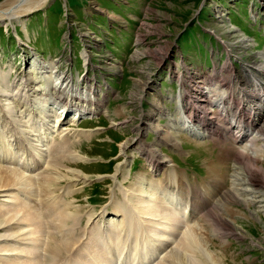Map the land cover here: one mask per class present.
Masks as SVG:
<instances>
[{
	"label": "rangeland",
	"instance_id": "obj_1",
	"mask_svg": "<svg viewBox=\"0 0 264 264\" xmlns=\"http://www.w3.org/2000/svg\"><path fill=\"white\" fill-rule=\"evenodd\" d=\"M27 3L25 0H0V13H6L0 14V85L5 75L9 86L11 85L10 89L17 87L16 94L19 92V98L21 89L26 85L23 83L27 78L26 72L34 68L35 62L41 61L47 66L53 63L56 66L54 71L71 77L79 90L91 87L96 89L94 96L101 105L98 114L84 117L79 122L77 120L74 123H66L61 130L64 136L54 135L48 143L47 151L46 147L45 151H40L45 155L43 158H39L38 152L35 151L41 148L39 145H43L38 129L41 128L44 140L47 141L46 136L50 131L46 129V125L49 117H45L40 123L36 122L32 114L29 115L31 118H26V135L23 137L28 138H22L23 145L29 142L28 148L34 154L31 153L28 160H21L18 170L26 172L24 168L30 163L33 171H27V175L35 174L36 178L33 187L29 188L32 196H27L23 191H15V195L23 194L18 196L17 201L21 203L25 200L29 207L37 208L41 221L46 222H43V228L35 229L39 234L28 236L29 240L25 241L28 243L25 248L31 251V260L34 258L33 263L100 264L96 250L111 237L114 245H105L109 247V253L106 254L107 250H102L100 254L103 259L106 254L111 264H139L146 251L148 255L144 264H170V261L174 263L172 259L175 254L172 255V250L180 253L175 255L177 259L174 264H264V214L260 211L252 215L251 210H259L258 204L248 207L240 197L238 199L232 187L233 165L236 163L246 166L249 175H252V169H259L263 172L262 176L264 175V147L259 141L256 148L257 153H260L257 158H253L250 153L238 151L239 146H234L231 141L221 143L206 140L200 142L201 145H194L192 141L183 140L173 133V138H165L166 143L162 145V150L164 156L172 158L174 163L171 165L174 167L154 162L153 165L160 169L157 175L152 173L148 157L136 150L138 145L153 144L157 137L155 134L154 138L155 132L148 128L147 123L146 126L141 124L144 123L141 120L146 119V115L151 112L150 101L153 100L152 95L156 94L154 90L150 94L149 88L144 95L145 88H142L141 83L149 79L156 68L153 78L157 81L156 86L162 89V93L161 90L159 92V104L171 108L173 112L174 105L178 104L177 98L174 99L176 95L162 96L167 95L165 89L169 88L170 82L166 76L167 69H164L166 64L181 62V58L175 54H182L181 57L191 68L193 65L211 68L212 52H218L221 60L227 56L225 62L228 65L232 66L233 62L237 61L239 73L248 80H254L255 73L262 71L260 61L264 54V0H35L32 4ZM141 23L143 24L140 26ZM138 36H142L144 41L139 45ZM239 36L248 41L242 49L243 42L241 43L242 38ZM233 49L236 50L235 54L228 59ZM256 60L259 64L254 65ZM83 61L85 67L82 65ZM112 64H116L117 68ZM245 67L255 73H249ZM230 70L233 72L232 68ZM6 92L3 96L0 92V105L14 101L6 100L13 91ZM100 92L102 100L106 97V104L101 102ZM24 94L25 92L22 93ZM136 95H142L143 100L137 99ZM171 97L174 100H170ZM21 101L25 105L29 104L28 107L25 106L27 114L31 112V99H25L23 96ZM169 109L167 112L171 116ZM4 112V108L0 106V164L13 168L16 167L12 164L16 163L15 160H9L11 157L7 158L8 160L3 159L8 150L13 149L2 145V137L7 135L15 150L24 149L13 139V131L17 127L15 117L10 114L7 116ZM138 125H141V129L144 128L142 137L139 136ZM10 134L13 140L10 139ZM184 135L185 130L181 136ZM132 138L133 144L127 149L128 155L123 156L122 146ZM174 138L182 144L179 150L172 144L171 139ZM194 148L196 150H192ZM59 153L68 158L64 165L54 163L56 158L60 157ZM50 169L55 173L54 177L62 182L46 184L51 191L47 193L49 196H45L40 192V183L43 184L41 180L48 174L44 175L42 172ZM120 171L121 174L117 175ZM72 172H82L88 177L77 178ZM171 172H174V175ZM142 175L146 178L147 189L152 185L156 188L159 186L154 203L163 201L162 199L169 202L171 193L176 196L178 193L183 201L188 198L194 205L191 215L177 220L176 231L170 237V242L162 245L161 250L159 243L150 236V222H145L140 228L141 231H137L138 224L134 225L137 229H122L123 216H114L115 204L128 201L125 193H128L129 188L133 189L136 184L139 185V177ZM251 178H254L253 184L259 186V189L256 186L255 188L264 191V177L258 176L256 180L252 175ZM6 200L0 199L1 202ZM43 201L50 202V209L40 206ZM55 202H59L61 211H57ZM15 205L16 203H13L8 209L0 208V213L5 214L3 221L20 209ZM14 208L15 211H12ZM49 210H55V213ZM102 212L105 215L101 214ZM75 215L78 218L74 219ZM256 215H259V219ZM21 216L20 214L17 217ZM15 222L17 223L14 220ZM124 225L128 226L125 223ZM36 226L34 223L32 228ZM215 228L219 229L216 231ZM61 230L66 236L60 235ZM130 230L137 231L138 234ZM68 231L69 236L66 233ZM215 232H220V235ZM136 235L139 237L136 238ZM93 237L97 239L91 240ZM3 239H11L7 245L19 241L12 237ZM62 239L77 243L71 252L63 250L61 255L64 261L58 259L60 263H57L55 257L49 256L46 246L48 244L53 247ZM2 240L0 244L5 245ZM118 250H122L121 255ZM15 253L17 252L0 255V264H13L17 256L7 261L6 257ZM25 261L22 259L23 264L27 263Z\"/></svg>",
	"mask_w": 264,
	"mask_h": 264
},
{
	"label": "bare ground",
	"instance_id": "obj_2",
	"mask_svg": "<svg viewBox=\"0 0 264 264\" xmlns=\"http://www.w3.org/2000/svg\"><path fill=\"white\" fill-rule=\"evenodd\" d=\"M34 1L35 0H25V2H28L27 3L28 5L32 4ZM0 14H6V13L1 12ZM142 24L143 23H141L140 26ZM141 38H143V37L138 36L137 45L144 42ZM239 38H242V40H241V43L243 42L242 46H241V49H242L244 47V45L248 44V41H246V39L243 38L242 36H239ZM89 47H91V46H89ZM89 47H88V51L90 52ZM83 50H84V48H83ZM235 51H236L235 49L231 50V52H230L231 54H229L228 59L232 58V55L235 54ZM212 54H213V56H212V64L213 65L211 68H206L204 66H196L193 64H192L193 67L191 68L190 64L187 63L183 57H181L182 54L179 55L178 53L175 54V56L181 58L180 63L175 62L174 64L173 63L172 64H169V63L166 64L164 69H167L166 76L168 77L170 82H168L169 88L165 89V91L167 92V95H162V96L167 97L170 95H176V97H174V99L177 98L176 101L178 102V104H176L177 110L174 113H173L171 108L169 109L167 106H166L167 107L166 108L163 105L161 106V104H159V96H161V95H159V92L161 90V93H162V89H159V87L156 86L157 81H155L153 78L157 68L155 69L153 74L151 76H149L150 77L149 79H147L144 83L143 82L141 83V85H143L142 88H145L144 95L146 94V89L151 88V90L148 91L150 94H152L151 92L153 90L156 91V94L154 93L152 95L153 96L152 102L150 101V110H151V112L149 113L150 115L147 114L146 119L141 120V121H144V123L142 122L141 124L144 126H146L148 124L149 125L148 128L152 129V131L155 132L154 138H155V134L158 138L156 137V141L153 144L149 145L148 143H145L144 145H138L136 147V150L138 153H140V154L144 153L146 155V157H148V162L151 163V164H149V166H150L152 173L154 175H157L158 174L157 172L160 171V169L157 166L153 165L154 162H157L158 164H160V163L165 164L166 166L168 165V167H172V168L174 167V165H171L174 163L172 158H170L168 155H165V156L163 155L162 145L166 143L165 142L166 137L169 139L173 138L174 137L173 133H175V135H177V137L183 138V140H187V141L189 140L190 142L192 141V143L194 145H201L202 143H200V142H206V141H204L206 139H201V140L200 139H193V137H189L188 135H184L186 138L184 136H181L182 132H184L185 129H184V127H182V123L179 122V120L176 121L173 118H175L181 112L180 116L183 117L184 120H187V122L190 125L195 127V129L192 130V132H194V135L201 133V130L198 126L199 125L198 121H200V119L199 118L197 119L194 116L193 111L199 109V107H200V103H199L198 98L201 94V91H203L205 86H207L209 84V81H211L212 79H216V78H220V81H223L224 83L228 84L230 87L235 84L234 83L235 80L238 82H242L243 83L242 87L246 91L249 90V92L253 93V94H255V92H257L258 95H256L255 97H253L251 95L252 97H250L251 99H253L252 102H254L253 107H250V109L254 112H257L259 119H257V121L252 120L251 122L247 123L244 126L237 124L239 127H241L239 129H237V131H238L237 134L238 135L240 134L241 136H245L248 140H250V141L243 143L240 146L242 149L241 152H243L244 154L250 153V155L253 158L254 157L257 158V155H259V153H260V152L257 153L258 151H257L256 145L258 142L257 141L258 137H260L262 139L264 138V110H262V107H261V104L264 107V54L261 56V61H260L262 64V67H261L262 71L259 70L260 72L255 73L253 70L245 67V70H248L249 73H255L256 74V76L254 77V80L253 79L248 80L246 78V76H242L239 73L238 68L236 66L237 61H234L233 65L231 66V64L228 65L225 62L227 56L225 59L221 60L218 57V52L213 51ZM226 55H227V49H226ZM158 61H159V58H158ZM165 61L162 63L161 66L164 65ZM253 64L254 65L259 64L258 60H256ZM82 65L84 66L85 62L82 63ZM112 65L114 66V68L115 67L117 68L116 64H112ZM230 68L233 69V72H232V70H230ZM54 70H56L55 64L52 63L50 66H47L44 62L36 61L34 64V68L30 69L28 71V73L26 72L27 78L24 80L25 82H23L26 85H24L23 89H21V94H20L21 96L19 98L17 95L19 92H17V94H16L17 87H15V89H10L11 85L9 86V82L7 81L5 75L3 76L2 84L0 85V88H1L0 92H1L2 96L4 93L7 94L6 91H8V90L13 91L10 98H7L6 100H8V99L13 100L14 99V101L13 102L9 101L6 105L3 104L4 102L3 103L1 102L2 104L0 106L2 107V109L4 108V110H5L4 114H7V116H8V114H10L11 116L15 117L14 120H15V123L17 124V127H15V130L13 131V135L15 136L13 139H15L18 144H21L22 148L24 149L22 151L15 150L14 146L10 144L11 141L9 140V138L6 137L7 135L6 136L3 135L6 138H4V137H2L3 139L1 138L2 139L1 140L2 145L9 146V149L12 147V149H13V150H8V153H6L3 156V159H7V158L11 157L9 160H11V161L15 160L16 161V163H12V164L16 165V167H13V168L12 167L6 168V166H3L0 164V199L1 198L7 199L6 201H2V202L0 201V208L1 209H8L12 206L13 203H16V205H15L16 207H20V209L16 213H14L11 217L7 218V220H4V221H3V216L5 214L0 213V230H1L0 231V237H1L0 239L2 240L4 237H6V238L12 237L13 239H19V241H13V243H14L13 245H7L6 244L11 239H3L2 242H4L5 245L0 244V255H2V254L4 255V253H10V252H14V251L17 252L15 254L7 255L9 257H6V261H7L10 258H13V256H15V257L17 256L13 260V264H23L22 259L26 260L25 261V262H27L26 264H34L33 263V262H35L34 258H33V260H31V251L29 249L25 248L28 245V243H25V241L29 240V239H27L28 236H31L34 234H39L38 232H35V229L38 227L43 228V222H44V220H43V222L41 221V218H40L41 214L40 213L38 216V213H37L38 209L37 208L29 207L27 205V203L24 202L25 200L22 201L21 203H19L17 201V199H19L18 196L23 195V194L17 193L15 195V191H18V192L23 191L24 193L28 194L27 196H30V195L32 196V194L29 191V188H30V186H32V184L36 178L35 174L34 175H29V174L27 175V171L28 172H29V170L33 171L31 169V167L29 166L30 163H27L26 167L24 168L26 170V172L21 171V169L18 170V166H20L19 164H20L21 160H23V159L28 160L31 153L34 154V152L28 148L29 142L27 143V145L26 144L23 145L24 142L22 140V138H24L23 136L26 135L24 128L27 124V123L25 124V122L28 121V120H26L27 116L32 114L33 118L36 120V122H39V123L45 117H49L47 120L48 124L43 121L45 124H47L46 126H48V127H46V129L50 131L48 133V136H46L47 141L44 140L45 136L43 137V134L41 133L42 130L40 128V129H38V131H40L39 132L40 136H41L40 140H41V143H43V145H39L41 148H39V149L37 148L36 150H35V148H33L35 151L38 152L37 155L39 156V158H43L45 155L40 153V151H45V147H46V151H47V147L49 146L48 143L52 141L51 138L54 135L60 134V135L64 136L62 134L64 132L63 131L61 132V130L63 129V126L66 123H70V122L74 123L77 120L79 122L84 117L93 116L94 114H98L101 111V105L96 100V97L94 96L96 89L91 87V88H88L86 90H83V89L79 90V88L77 87V85L75 84L74 80L71 77L64 76L63 74H60L58 71H54ZM157 71L159 72V69ZM257 74H260V75H257ZM34 75H36V76H34ZM69 78L71 79L70 81H69ZM199 79H200V81H199ZM251 86L255 88L254 91H251V89H250ZM85 87L86 86H84V88ZM173 88H174V90L172 91L171 89H173ZM101 91H102V89H101ZM23 92H25L24 95H22ZM100 95H101V92L99 93V98H100ZM224 95L225 94L221 93L220 96L217 97L215 94L213 96V99L211 100L213 106H217L218 103H221L220 99L225 103L226 97ZM23 96L25 97V99H26V97L31 99V102H32V108H30L31 112H28V114H27V111H28L27 107L29 104L25 105L24 102L21 101L23 99ZM136 97H138L137 99H139V100H143L142 95H138V96L136 95ZM144 98H145V96H144ZM150 98H152V97H150ZM172 99L173 98L171 97L170 100H172ZM104 100L101 99V102L106 104V97ZM5 102H7V101H5ZM147 102H148V100H147ZM16 103H18V105H16ZM25 103H26V101H25ZM25 106H27V107H25ZM168 109L172 113L171 116H170V113L167 112ZM72 112H75V113H72ZM221 112L223 114H225V109L223 108L221 110ZM71 114H72V117H71ZM29 117L31 118L32 116H29ZM237 117H239V116H237V115L235 116V114L230 115V118H233L235 120L239 119L241 123L243 120H245V119H242L243 117H239V118H237ZM162 119L166 120V121L164 122V121H162ZM6 121L7 120H5V122ZM51 123H52V126H51ZM164 123H166V125L163 126ZM139 127H140V128H138V129H140L139 136L142 137V135H143L142 131L144 128L141 129V125ZM43 129H45V127ZM174 130H178L177 132L179 134L177 132H174ZM89 131L92 132L91 130H89ZM11 134H10V136H11L10 139L12 138ZM139 136H137V137H139ZM187 137H189V138H187ZM27 138H24V139L27 140ZM13 139H11V140H13ZM132 140H133V138L129 139L127 142H125L123 144V146H122L123 152H124L123 156L128 155L127 149L131 148V146L133 144ZM171 140H173L172 144L176 146V147H174V148H176V150H179L180 148H182V144L179 141H177L175 138L171 139ZM173 145H171V146H173ZM14 156H15V158H14ZM59 156L60 157L56 158V161L54 163L57 165H60V164L64 165V163L67 162V160H66L67 157H65L63 153H59ZM3 162H7V161H2V163ZM27 166H29V167L27 168ZM50 170H45L44 172H42V174L45 175V173H46L48 175H45L46 177H43L42 180L40 178V180L43 181V184H42V182L40 183V186H41L40 192H41V194H44V195L49 193V191H51L49 189V187L46 186V184H51V183L60 184L62 182L61 180H58L57 178H55L54 177L55 173L53 172V170H51V171ZM122 170H123V168H121V171ZM252 170L253 171L251 172V174L254 175L255 178L258 176L264 177V175L262 176L263 172L261 170H259V169H252ZM121 171L117 172V175H120ZM81 173L82 172H78V173L74 172L72 175H74L77 178L87 179L88 176H86V174H83V173L81 175ZM172 174L174 175V172ZM40 175H37V176H40ZM58 175H60V174H58ZM252 175L248 174V169L246 168V166L238 165L237 163L234 164L233 165V173H232V187L234 188L235 194L237 193L238 199L240 197V199L244 203H246V205L248 207H250V205H252V204H256V205L258 204L257 206H258L259 210L258 211L257 210L256 211L251 210L252 215L257 214L260 211L263 212V214H264V191H259L258 190L259 189L258 184L257 185H254L255 183L253 184L254 178L253 179L251 178ZM174 178H175V176H174ZM60 179H61V176H60ZM139 179H140L139 185L136 184L135 188H133V189L129 188V191H127L128 193L127 194L125 193V198L128 201L115 204L116 205V210H115L116 215H114V216H123L124 221L121 220L123 223L122 224L119 223L123 226L122 229H124V228L129 229L132 227L137 229L139 227L137 229V231H138L141 228V226L142 227L144 226L145 222H150L152 224L151 229L149 228L150 229V236H151V238L154 237L155 242L159 243L158 246H159V249L161 250L162 245H165L168 241L170 242V240H171L170 237H172L173 233L176 231L177 226L175 225V223L177 222V220L179 218L184 219L186 217V215L188 216V214L191 215L193 208H194V205H193L191 200H188V198L186 201H183V199H181L180 196H178V193H177V196L174 193L173 194L171 193L172 197L170 196L171 200L168 199L169 202H167V200L164 201V199H162L163 201L159 200L158 203H157V201H156V203H154V201L157 200L156 193H157V190L159 189V186L156 188L155 186L153 187V185H152L150 187V189H147V187H145V181H146L145 176L142 175L139 177ZM176 180L177 179H175V181ZM256 180H257V178H256ZM262 181H264V180H262ZM255 186L258 189H256ZM244 195H245V197H244ZM48 203H50V202L43 201L40 206H46V207H48L47 209H50V205ZM55 203L57 204L56 205L57 211H61L62 207L61 206L58 207L59 202H55ZM3 204H6V205L4 206ZM220 204L221 203H219V205ZM52 208H53V206H52ZM12 211H15V208L12 209ZM51 211H53V210H51ZM20 214L22 216L17 217ZM65 214H66V212H65ZM101 214L105 215V213H103V212ZM77 215L73 216V218L75 219L77 217ZM258 216L256 215V218L259 219ZM16 217H17V219H16ZM61 217L63 218V215H61ZM64 218H66V216ZM69 219H71V217ZM14 220L17 221V223L16 222L14 223ZM78 220H80V219H78ZM34 223H36L37 226L35 228H32ZM44 223L46 224V222H44ZM124 223L127 224L128 226L125 227ZM24 224H27V225L23 226ZM135 224H138V227H136V226L134 227ZM151 224H150V226H151ZM146 227H147V225H146ZM70 229H72V228H70ZM218 229H216V231ZM134 230H133V232H134V234H136L137 231H134ZM69 231L66 232V233H68V236H69ZM140 231H141V229H140ZM4 232L6 234L1 235V233H4ZM61 232H63V231L62 230L59 231L60 235L62 234ZM71 232H73V231L71 230ZM95 232H97V231H95ZM143 232H144V230H143ZM144 233H143V236H144ZM73 234H74V232H73ZM73 234L71 233L72 236H73ZM137 234H138V232H137ZM145 234H147V233H145ZM215 234L220 235V232H218V233L215 232ZM62 235H63V237L66 236L64 234H62ZM51 236H52V234H51ZM90 237H92V236H90ZM138 237H139V235H138ZM138 237L136 235V238H138ZM20 238H22V239H20ZM72 238H74V237H72ZM93 238H90V239L94 240V241L97 239L95 237H93ZM106 240H107L106 242H103V244H101L102 245L101 248H99V250H96V252L98 251V254L97 253L96 254H97L99 260H101V261H99L100 264H109V262L111 264V260L108 258V256H106V254H108L110 250L108 249L109 247L108 246L105 247V245H108V244L114 245V243H113L114 241L111 237L109 239H106ZM154 241H152V242H154ZM72 242H73V240L70 241L67 239H62V240H60L59 243H57L53 247L48 246V244H47V246H46L47 252L49 253L50 257H55L57 260L60 259V261H64V260H62L63 257L61 255L63 253V250H67L69 252L70 250L72 251V248L74 250V248L76 247L75 244L77 243V241L74 243H72ZM192 242H191V244H192ZM6 245H7V247H6ZM186 247L189 248V245H187ZM177 248H178V246H177ZM179 248H181V247H179ZM104 250H107V251H105L106 254L104 253L105 255H104V259H103L100 254H101V251L104 252ZM122 250H120V251L118 250L119 251L118 253H120V255L122 254ZM172 251L174 252V253L172 252L173 253L172 255H174V254L179 255L180 254L177 251L175 252V250H172ZM69 254H71V253H69ZM45 255L47 256L48 254L45 253ZM146 255H148L147 251H146V254L143 256V259L141 260V262L139 264L145 263ZM175 255L173 256V259H172L174 261V263L176 262V259H177L176 258L177 256H175ZM35 257H37V256H35ZM56 259H54V260L56 261ZM45 260H46V257H45ZM42 261H44V260H42ZM60 261L58 260L57 263H60ZM38 263L40 264V262H38ZM169 263L174 264L173 262L171 263V261ZM41 264H43V263L41 262ZM130 264H133V263H130Z\"/></svg>",
	"mask_w": 264,
	"mask_h": 264
},
{
	"label": "built area",
	"instance_id": "obj_3",
	"mask_svg": "<svg viewBox=\"0 0 264 264\" xmlns=\"http://www.w3.org/2000/svg\"><path fill=\"white\" fill-rule=\"evenodd\" d=\"M234 83L235 84L230 87L228 84L220 81V78H216L209 81V84L205 86L203 91H201V94L198 98L200 107L199 109L193 111L194 116L197 119H200V121H198V126L201 130V133L194 135V132H192V130H194L195 127L190 125L186 120H184L183 117L180 116L181 112L173 119L178 121V119L180 118L182 127H184L186 131V135H188L189 137H193L194 139L207 140L210 135L224 131L229 123H231V126L237 133V129L241 128L237 124L244 126L252 120L257 121V119H259L257 112H254L250 109V107H253L254 105V102H252L253 99H251L250 97H255L258 94L257 92L253 94L250 93L249 90L246 91L242 87V82H238L235 80ZM250 89L251 91H254L255 88L251 86ZM221 93L225 94L224 96L226 97V102L224 103L220 99L221 103H218L217 106H213L211 101L213 99V96L216 94V96L219 97ZM261 107L262 110H264L262 104ZM223 108L225 109V114L221 112ZM176 110L177 108L175 104L174 112H176ZM229 114H235V116L237 115L239 117H243L242 119L245 120H243L241 123L240 120L237 119L239 117H237V120H235L233 118H230ZM238 136L241 137L240 134ZM257 141H259L262 146H264V138L262 139L258 137Z\"/></svg>",
	"mask_w": 264,
	"mask_h": 264
},
{
	"label": "crops",
	"instance_id": "obj_4",
	"mask_svg": "<svg viewBox=\"0 0 264 264\" xmlns=\"http://www.w3.org/2000/svg\"><path fill=\"white\" fill-rule=\"evenodd\" d=\"M192 146V145H191ZM192 150H196V148L192 149Z\"/></svg>",
	"mask_w": 264,
	"mask_h": 264
}]
</instances>
